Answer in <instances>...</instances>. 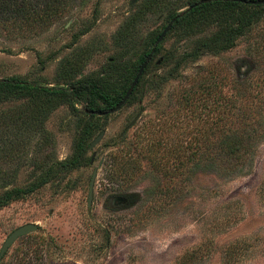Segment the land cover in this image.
<instances>
[{"label":"rangeland","instance_id":"obj_1","mask_svg":"<svg viewBox=\"0 0 264 264\" xmlns=\"http://www.w3.org/2000/svg\"><path fill=\"white\" fill-rule=\"evenodd\" d=\"M45 1L30 0L37 9ZM191 1L67 0L62 15L47 24L20 1L0 5V78L60 85L78 60L74 78L110 70L122 87L170 14ZM215 29V5L176 25L118 111L87 113L80 97L72 112L62 100L44 121L47 137L36 125L29 136L4 124L9 115H31L38 97L0 101V147L7 150L0 155V196L26 190L45 172L52 176L0 205V250L13 229L37 225L9 246L0 264H264V139L250 171L232 179L188 161L206 137L215 145V84L230 90L257 58L241 40L221 52L202 47ZM76 155L74 165H63ZM111 197L125 202L116 207Z\"/></svg>","mask_w":264,"mask_h":264},{"label":"trees","instance_id":"obj_2","mask_svg":"<svg viewBox=\"0 0 264 264\" xmlns=\"http://www.w3.org/2000/svg\"><path fill=\"white\" fill-rule=\"evenodd\" d=\"M17 1H20L18 5L23 11L26 8L25 12L36 13L37 10L40 11L39 16L43 24L52 23L55 17L62 15L68 5L67 0H46L41 9H37L30 0L26 4L24 0H0V5H6L10 2L15 4ZM196 1L192 0L190 5ZM213 5H215V36L203 41L202 47L221 52L232 48L237 41L241 40L247 44L249 55L254 52L257 58L252 61L253 64L250 62L247 65L242 79L234 77L231 80L230 90L224 91L220 80L218 84H215V145L209 144L206 137L203 140V146L189 152L188 161L191 162V167L214 172L225 179H232L250 171L254 161L255 149L264 139V24L261 23L264 3L247 4L220 0L202 3L178 17L172 23L170 30L182 22L203 15L205 9ZM177 13L179 12L171 13L169 21ZM160 32L161 30L152 37L150 46L138 58L136 65L129 73L128 83L122 87L116 86L111 81L110 70H107V73L104 71L99 76L74 78L73 76L81 69V62L78 60L74 62L71 78L60 85L49 86L36 81L28 82L14 76L0 78V101L11 95L23 94L38 97V100L41 101L40 105L32 107L31 115L25 119L21 116V112L7 116V124L4 121L5 127L11 126L16 128L15 131H19L21 135L30 133L29 136H32L33 126L36 125L39 127V134L47 137L44 121L50 111L62 100L68 101L72 112H77L74 104L80 97H85V108L88 110L103 111L113 107L129 87ZM160 44L156 47V51ZM108 64L112 66V60L108 61ZM251 65H254L253 68ZM109 69L111 68L109 67ZM249 72L251 73L249 74ZM254 72H258V75L250 80L254 76L252 75ZM142 75L133 92L137 89ZM6 152L4 146L0 147V155H4ZM12 158L15 157L12 156ZM78 158L76 155L63 162V165H74ZM51 177L50 173L45 172L39 180L33 182L26 190L17 187L5 191L0 196V205L7 203L13 194L32 191L49 181Z\"/></svg>","mask_w":264,"mask_h":264},{"label":"water","instance_id":"obj_3","mask_svg":"<svg viewBox=\"0 0 264 264\" xmlns=\"http://www.w3.org/2000/svg\"><path fill=\"white\" fill-rule=\"evenodd\" d=\"M137 0H131L132 3H134ZM211 1H218V0H197L195 3H193L192 5H189L187 8H185L184 10H182L181 12L177 13L176 16H174L167 24L166 26L161 30L160 34L157 36L156 40L154 41V44L150 50V52L147 54L145 60L142 62V64L139 66L135 76L133 77L132 81L130 82L129 87L127 88V90L125 91V93L123 94V96L121 97V99L111 108L107 109V110H88L86 109L87 113L90 114H96V115H107V114H111L114 113L116 111H118L128 100V98L131 96L134 87L136 86V84L139 81V78L141 77V75L143 74L147 64L149 63V61L151 60L153 54L156 51V47L158 46V44L161 43V41L164 39V37L166 36L167 32L170 30L172 23L180 16H182L185 12H187L188 10H190L192 7L200 5L202 3H207V2H211ZM220 1H237V2H242V3H247V4H263L264 0H220ZM162 58H158L156 60V64H160L162 62ZM138 115L132 120V122L129 124V126H131L134 121L137 119ZM103 136V131H101L89 144V148H93V146L102 138ZM94 158V154L91 156L90 162L93 161ZM97 174V167L94 168L90 181H89V190H88V205L90 206L91 202H92V198H93V194H94V182H95V177ZM37 228V225L35 223L32 222H28L25 224H22L18 227H16L15 229H13L8 236L6 237V239L3 242V245L1 247L0 250V257L4 254V252L9 248V246L20 236L34 230Z\"/></svg>","mask_w":264,"mask_h":264},{"label":"flooded vegetation","instance_id":"obj_4","mask_svg":"<svg viewBox=\"0 0 264 264\" xmlns=\"http://www.w3.org/2000/svg\"><path fill=\"white\" fill-rule=\"evenodd\" d=\"M88 190H89V186H88ZM124 202H125V198H123V197H117V198L116 197H111L110 200H109V203L114 205V206H116V207L121 206L122 204H124Z\"/></svg>","mask_w":264,"mask_h":264}]
</instances>
